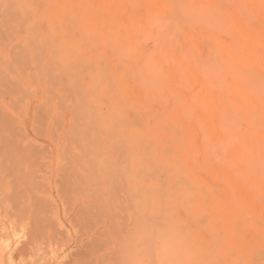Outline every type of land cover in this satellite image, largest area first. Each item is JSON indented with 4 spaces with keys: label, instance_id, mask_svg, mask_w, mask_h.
<instances>
[{
    "label": "bare ground",
    "instance_id": "bare-ground-1",
    "mask_svg": "<svg viewBox=\"0 0 264 264\" xmlns=\"http://www.w3.org/2000/svg\"><path fill=\"white\" fill-rule=\"evenodd\" d=\"M262 2L117 0L98 10L95 0H14L18 134L0 152V195L18 202L24 180L33 186L36 130L75 168L82 218L106 227L96 246H195L196 264L216 246H264V208L256 215L237 192L264 204ZM169 13L189 29L177 45H168ZM170 74L188 97L170 98ZM152 100L162 113L144 109ZM28 210L46 214L31 201ZM18 236L0 224V264H14ZM245 257L233 264H264Z\"/></svg>",
    "mask_w": 264,
    "mask_h": 264
},
{
    "label": "rangeland",
    "instance_id": "rangeland-1",
    "mask_svg": "<svg viewBox=\"0 0 264 264\" xmlns=\"http://www.w3.org/2000/svg\"><path fill=\"white\" fill-rule=\"evenodd\" d=\"M105 1L117 2L95 0L96 8L101 10ZM111 13L114 15L113 10ZM121 17L125 23L128 22L126 14H122ZM164 20L170 22L166 28L168 45H177L184 41L189 34L187 23L184 20L178 22L170 13ZM263 23L264 14L261 13L256 25L262 26ZM15 24L14 0H0V147H3L0 148V152L4 150L5 141L10 137H17L18 134V121L15 116L18 109L16 112L17 104L12 95L14 83L12 77L16 73ZM153 45L154 38L151 37L147 47L151 48ZM197 57L206 64L207 50L200 51ZM171 77L173 78V75L170 74L168 81L173 85L171 88L173 91L168 92L170 98L179 91L188 97L187 90H180L174 86ZM221 78L227 83L231 82L230 76L222 75ZM127 84L131 86L134 95L138 96L140 92L134 84ZM194 90H200V83L194 84ZM36 105L37 102L33 105L35 110ZM144 109L162 113L165 106L160 101L152 100ZM144 109L143 116L146 114ZM180 110L178 108L173 117L180 119ZM13 115L15 117H12ZM65 115L69 119L68 112H65ZM23 119L27 121V117L24 116ZM186 135L189 136L190 133L187 132ZM32 139L35 142V162L29 171L33 186L30 187L31 184L24 180L27 192L18 202L6 199L3 194L0 195V224L5 228V232L18 229L17 243L12 246L14 264H196L195 246H96V240H103L106 227L101 221L91 222L85 217L82 218L85 213L81 210L87 201L84 200L80 189L69 180V173L76 172L75 168L70 165L69 167L66 160H62L63 163L58 162L59 156L53 140L36 130L32 132ZM222 190L223 186H218L215 192L220 200L225 199ZM237 192L247 200L256 215L262 213L263 203L249 198L248 192L239 191V188ZM29 201L38 206L44 205L46 214L39 216L30 213ZM206 205L211 207L213 200L208 199ZM124 215L122 213L121 217L124 218ZM118 221L122 223V230L126 229L128 222L122 218ZM262 227L264 228V225ZM193 228L198 230L197 227ZM249 236L250 232L245 231V237L249 239ZM216 247L218 255L212 254L208 264H233V261L241 256H247L244 258L246 261H249V257H252L251 261L254 262H259L260 258L264 260V246ZM208 248L212 249L213 246Z\"/></svg>",
    "mask_w": 264,
    "mask_h": 264
}]
</instances>
